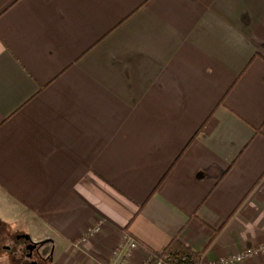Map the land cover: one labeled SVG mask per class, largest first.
<instances>
[{"label": "crops", "instance_id": "crops-1", "mask_svg": "<svg viewBox=\"0 0 264 264\" xmlns=\"http://www.w3.org/2000/svg\"><path fill=\"white\" fill-rule=\"evenodd\" d=\"M263 58L264 0H0L1 225L49 264L264 245Z\"/></svg>", "mask_w": 264, "mask_h": 264}, {"label": "built area", "instance_id": "built-area-1", "mask_svg": "<svg viewBox=\"0 0 264 264\" xmlns=\"http://www.w3.org/2000/svg\"><path fill=\"white\" fill-rule=\"evenodd\" d=\"M138 247L139 244L136 239L128 234H124L121 243L110 253V259L104 264H170L166 257L152 256L151 254H146L142 260L133 263L131 261L132 253L135 252ZM258 255L264 256V245L257 248H247L241 253L221 259L220 264H235Z\"/></svg>", "mask_w": 264, "mask_h": 264}, {"label": "rangeland", "instance_id": "rangeland-1", "mask_svg": "<svg viewBox=\"0 0 264 264\" xmlns=\"http://www.w3.org/2000/svg\"><path fill=\"white\" fill-rule=\"evenodd\" d=\"M13 228H16L17 230H19V232L14 231ZM26 231L29 233L27 229ZM19 233H24V227L22 225H18L17 227L10 225L9 228H7V226L1 225L0 223V264H29L27 260L17 258L19 256L17 254L15 255L14 253V247L18 244L15 242V234ZM4 235L6 236V238L1 237ZM44 242L45 240L40 241V243ZM8 247H11L13 249L9 250L7 249ZM18 248L19 246H16L15 250ZM40 251L42 254L50 253L51 246L47 243Z\"/></svg>", "mask_w": 264, "mask_h": 264}, {"label": "trees", "instance_id": "trees-1", "mask_svg": "<svg viewBox=\"0 0 264 264\" xmlns=\"http://www.w3.org/2000/svg\"><path fill=\"white\" fill-rule=\"evenodd\" d=\"M149 253L152 256L166 257L170 264H201L202 258V253L194 252L177 237L173 238L160 252L149 251Z\"/></svg>", "mask_w": 264, "mask_h": 264}, {"label": "flooded vegetation", "instance_id": "flooded-vegetation-1", "mask_svg": "<svg viewBox=\"0 0 264 264\" xmlns=\"http://www.w3.org/2000/svg\"><path fill=\"white\" fill-rule=\"evenodd\" d=\"M2 235V234H1ZM2 238H6V236H1ZM15 242L18 243L16 246H19L18 249L15 250L14 247V253L17 254L19 259L27 260L29 264H49L51 260L50 253H41V249L44 248V246L47 243H40L37 241H32L29 236L26 235H15ZM35 244L36 246L31 247L30 245ZM9 250H12L13 248H7Z\"/></svg>", "mask_w": 264, "mask_h": 264}, {"label": "water", "instance_id": "water-1", "mask_svg": "<svg viewBox=\"0 0 264 264\" xmlns=\"http://www.w3.org/2000/svg\"><path fill=\"white\" fill-rule=\"evenodd\" d=\"M30 246H31V247H34V246H36V245L31 243V245H30Z\"/></svg>", "mask_w": 264, "mask_h": 264}]
</instances>
